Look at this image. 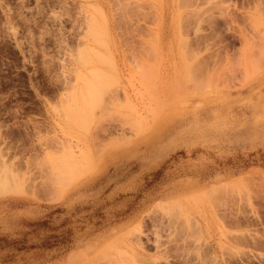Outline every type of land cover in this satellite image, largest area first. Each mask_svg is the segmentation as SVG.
I'll use <instances>...</instances> for the list:
<instances>
[{
	"label": "rangeland",
	"instance_id": "rangeland-1",
	"mask_svg": "<svg viewBox=\"0 0 264 264\" xmlns=\"http://www.w3.org/2000/svg\"><path fill=\"white\" fill-rule=\"evenodd\" d=\"M0 176V264H264V0H0Z\"/></svg>",
	"mask_w": 264,
	"mask_h": 264
},
{
	"label": "bare ground",
	"instance_id": "bare-ground-1",
	"mask_svg": "<svg viewBox=\"0 0 264 264\" xmlns=\"http://www.w3.org/2000/svg\"><path fill=\"white\" fill-rule=\"evenodd\" d=\"M179 3H180V1H179ZM124 6H125V5H124ZM98 8H99V7H98ZM125 8H126V7H125ZM100 14H101V13H100ZM90 16H91V15H90ZM125 16H126V15H125ZM92 18H95V17H93V15H92ZM90 19H91V18H90ZM87 20H88V19H87ZM91 20H92V21H91ZM91 20H90L91 22L88 20V21L90 22V24L95 23L94 20H96V19H94V20L91 19ZM100 21H101V20H100ZM87 24H88V22H87ZM95 25L98 26V22H97ZM93 26H94V25H93ZM93 26H89V25H88V28L90 27L89 29L93 30V28H95V26H94V27H93ZM99 26H100V25H99ZM99 26H98V29H99ZM92 27H93V28H92ZM100 28H101V27H100ZM88 32H89V30H88ZM93 32L95 33L96 31L93 30ZM93 32H92V33H93ZM98 32H99V31H97L96 33H98ZM94 33H93V35H92V34L89 32V33H86V35L91 34L92 36H88L89 39H90V37L92 38V37L95 35ZM96 35H99V37H100V33H98V34H96ZM96 35H95V36H96ZM95 36H94V37H95ZM88 37H86V38H88ZM97 37H98V36H97ZM96 40H97V39H96ZM99 40H100V39H99ZM99 40H98V41H99ZM99 44H100V43H99ZM81 49H83V48H81ZM83 51H84V50H83ZM86 52H87V51H85V53H86ZM90 52H91V50H90ZM76 53H77V52H76ZM78 53H82V51H78ZM92 53H93V52H92ZM97 54H98V53H97ZM91 55H93V54H91ZM95 55H96V53H95ZM95 55H93V56H95ZM87 56H88V55H87ZM96 56H97V55H96ZM80 57H81V56H80ZM85 57H86V56H84V59H85L84 62H85L86 60H87V61H90V60H91V59H87V57H86V58H85ZM75 59H76V58H75ZM80 60H82V59L80 58ZM76 61H77V59H76ZM87 61H86V64H87ZM84 62H80V63H83V64H84ZM90 63H91V61H90ZM92 66L94 67V65H92ZM196 67H197V66H196ZM94 68H95V67H94ZM91 69H93V68H91ZM98 69L100 70V68H97V70H98ZM93 70H94V69H93ZM95 70H96V69H95ZM97 70H96V71H97ZM93 72H95V71H93ZM93 72H92V74H93ZM97 72H98V75H97V76H99V74H100L102 71H101L100 73H99V71H97ZM103 72H105V71H103ZM89 73H90V72H89ZM96 74H97V73L95 72L94 75H91V76H94V78H95ZM102 74H103V73H102ZM109 75H110V74H109ZM196 75H197V73H196ZM100 76H101V74H100ZM105 76H106V75H105ZM101 77H102V76H101ZM103 77H104V76H103ZM103 77H102V78H103ZM96 78H97V80H98V77H96ZM96 78H95V80H96ZM104 78H105V77H104ZM111 78H112V77H111ZM92 79H93V77H92L91 79H88V80H89V83H90V81H91ZM100 79H101V78L99 77L98 82H96L97 80L94 81V79H93V82H94V83L92 82L91 84H92V85L94 84V85L96 86L95 83H98L97 86H99V81H100ZM109 79H110V78H109ZM103 81H104V80H103ZM111 81H112V80H111ZM105 82H106V81H105ZM114 82H115V81H114ZM106 83H107V82H106ZM91 84H90V85H91ZM101 84H102V85H101ZM108 84H109V83H108ZM85 85L87 86V84H85ZM90 85L87 86L86 88L88 89V87H90ZM92 85H91V86H92ZM94 85L92 86L93 88L91 87L92 90H93L94 87H95ZM100 85H101V86H99V90H96L97 92L99 91L98 94H101V93L104 91V90H102L103 87H106V85H104L103 83H100ZM97 86H96V87H97ZM96 87H95V89H96ZM109 88H110V87H109ZM109 88H108V89H109ZM81 89H82V87H81ZM81 89H80V90H81ZM87 89H86V90H87ZM97 89H98V88H97ZM90 90H91V89L89 88V89H88V92H87V94H89L88 96H92L91 98H93V96H94L93 100L98 99V97H95V95L98 96V94L95 93L96 91L94 92V90H93V92H94L95 94L92 95L93 92L91 93ZM92 90H91V91H92ZM82 91H83V89H82ZM101 91H102V92H101ZM74 93H75V91H74ZM84 93H85L84 91H83V94H82V92H80V94L83 95V97H84ZM90 93H91V94H90ZM68 95H69V94H68ZM101 95H102V94H101ZM106 95H107V93H106ZM73 96H74V94H73ZM88 96H87V97H88ZM68 97H69V96H68ZM78 97H79V96H78ZM71 98H72V97H71ZM80 98H81V97H80ZM95 98H96V99H95ZM88 99H89L88 101H90V103H89V102H88V103H89L92 107H94V106H93L94 104H92V103H94V102H96V101H91L90 97H89ZM69 100H70V99H69ZM72 100H73V99H72ZM73 101H74V100H73ZM80 101H85V102H82L83 105L87 102L86 100H84V98H83V100H82V98H81ZM97 101H98V102H96V103H99V100H97ZM69 103H70V107H71V106H73L75 103H78V99H77V102H76V100H75L74 103H71V100H70ZM80 103H81V102H80ZM88 103H86V104H88ZM96 103H95V105H96ZM75 105H76V104H75ZM75 105H74V106H75ZM90 105H89V106H90ZM97 105H98V104H97ZM97 105H96V106H97ZM89 106H88V108H89ZM76 107L79 108V107H80V104H79V106L76 105ZM82 107H83V106H82ZM84 107H85V105H84ZM66 108H67V107H66ZM85 108H86V107H85ZM72 109H73V108H72ZM72 109H71V110H72ZM76 109H77V108H76ZM83 109H84V108H81V110H83ZM56 110H57V109H56ZM71 110L69 109V111H71ZM81 110L79 109V112H78V111H77V112H78L79 114H81L82 117H83L84 114H82V112H84V110H83V111H81ZM90 111H91V110H90ZM80 112H81V113H80ZM85 112H86V111H85ZM85 112H84V113H85ZM66 113H67V114L64 115V117H65V116H73V118H74V117H75L74 114H73V115H71V114H72V113H75V114H76L75 111H74V112L71 111V113L69 112V113H70L69 115H68V112H66ZM86 113H87V112H86ZM79 114H76V115L78 116ZM62 116H63V114H62ZM85 116H86V115H85ZM60 117H61V116H60ZM64 117H62L61 119H63ZM71 118H72V117H71ZM73 118H72V119H73ZM79 118H80V119H79ZM75 119H76V120L79 119L81 122H82V120H84L83 118H81V117H79V116H78V118L76 117ZM76 120H74V121H76ZM79 120H78V121H79ZM71 121H73V120H71ZM74 121H73V122H74ZM67 122H68V121H67ZM69 122H70V121H69ZM69 122H68V123H69ZM79 123H80V122H79ZM69 124H71V123H69ZM73 124H74V123H73ZM78 125H79V124H78ZM83 125H84V124H83ZM75 126H77V125H75ZM84 126H85V125H84ZM80 127H81V126H80ZM81 128H82V127H81ZM66 133H67V132H66ZM68 147H69V146H68ZM68 147H67V148H68ZM64 148H65V147H64ZM69 148H70V147H69ZM69 148H68V152H71V151H69ZM72 153H74V152H72ZM75 155H76V154H75ZM74 157H75V156H74ZM74 157H73V158H74ZM73 158H72V159H73ZM67 159H68V158H67ZM49 160H50V159H49ZM71 161H72V160L70 159V162H71ZM73 162H75V161H72V164H73ZM64 164H65V163H64ZM65 165H66V164H65ZM66 166H67V165H66ZM55 167H56V166H55ZM57 168H58V167H57ZM63 168H66V167L63 166ZM63 168H62V169H63ZM68 169H69V168H66V170H68ZM72 171H73V170H72ZM60 172H62V171H60ZM54 174H55V173H54ZM54 174H53V175H54ZM57 174H59V173H57ZM64 174H65V173H64ZM73 174H74V173H73ZM50 175H51V174H50ZM67 175L70 176V174H67ZM54 176H55V175H54ZM60 176H61V175H60ZM62 176L65 177L64 175H62ZM0 177H1V176H0ZM56 177H57V176H56ZM56 177H55V178H56ZM70 177H71V176H70ZM64 179H65V178H64ZM8 180H9V178H8ZM10 180H11V179H10ZM10 180H9V181H10ZM9 181H7V182H8V186L10 185ZM0 182H1V181H0ZM14 182H15V181H14ZM59 182H60V181H59ZM6 186H7V185H5V187H6ZM10 187H11V185H10ZM10 187H9V188H10ZM13 187H14V186H13ZM13 187H12V188H13ZM0 188H1V187H0ZM6 189H8V188H6ZM4 190H5V188H4ZM0 191H1V190H0ZM11 192H12V191H11ZM78 256H79V255H78ZM73 258H74V257H73ZM76 259H77V258H76ZM80 259H81V258H80ZM120 259H121V258H120ZM71 260H72V259H71ZM73 260H74V259H73ZM76 261H77V260H76ZM72 262H73V261H72ZM82 262H83V261H82Z\"/></svg>",
	"mask_w": 264,
	"mask_h": 264
}]
</instances>
